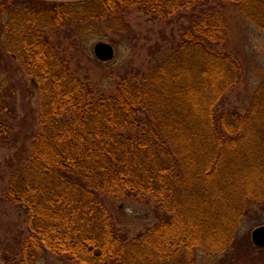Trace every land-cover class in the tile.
<instances>
[{"label":"trees","instance_id":"16d2710c","mask_svg":"<svg viewBox=\"0 0 264 264\" xmlns=\"http://www.w3.org/2000/svg\"><path fill=\"white\" fill-rule=\"evenodd\" d=\"M233 8L264 30V0H0V74L32 79L40 124L2 165L3 197L21 216L0 237L5 264H195L198 251L235 264L237 227L264 205V98L245 113L226 107L244 77L225 37ZM130 9L170 33L140 44ZM99 25L147 63L83 71L87 35L110 39ZM8 98L0 139L16 120ZM128 201L155 218L133 236L116 216Z\"/></svg>","mask_w":264,"mask_h":264},{"label":"rangeland","instance_id":"374dc122","mask_svg":"<svg viewBox=\"0 0 264 264\" xmlns=\"http://www.w3.org/2000/svg\"><path fill=\"white\" fill-rule=\"evenodd\" d=\"M42 1H57V2H78L84 0H42ZM129 15L125 17L132 29L140 35V44L152 45L159 38L160 31L167 34L170 33L171 27H165L164 23H152L148 17L136 9H130ZM228 22L226 31L227 49L234 54L239 62L243 72V81L238 86L228 93L226 107L237 109L241 113L251 109V103L254 95L261 92L264 98V30L259 29L250 23L242 13L237 9H229L225 13ZM96 29L100 34L109 36L108 40L103 42L110 44L115 51V63H120L123 60L130 61L134 66L147 63L149 56L147 51L141 50L137 54L131 56L125 52L130 41L122 36L109 31L106 26L99 25ZM89 36V37H88ZM87 50L81 61L83 71L87 70L96 79L100 78L105 71H108L107 66L101 65L94 55V46L99 42V38L92 34L87 35ZM17 65V64H16ZM109 68L112 65H108ZM0 74V94L8 98L10 105L16 110L15 121L12 122L13 131L8 139H0V237L5 232L15 229L16 221L21 220L19 210L15 206L9 204L3 197L2 188L4 181V160L13 156L18 150L27 136H31L32 132H37L39 124V94L36 87L33 85L32 79L23 74L19 69L15 74L11 72ZM14 90V91H13ZM264 104V99H263ZM3 117L0 115V118ZM264 153V152H263ZM262 164L264 165V154ZM261 187H259L260 189ZM260 193V191H258ZM264 192V188H263ZM120 211H117L116 216L120 218L122 224L118 227L127 231L129 235H135L139 231H143L155 222L152 214V205L140 204L134 201L123 202L116 204ZM250 215L244 218L237 227L236 236L238 239H243L244 249L242 254H236L235 264H264V248H258L251 241V232L259 227L264 226V205L262 207H252ZM233 253L230 254L232 256ZM226 257L213 256L203 251H198L196 254L195 264H224ZM0 264H5L1 260ZM16 264H28L23 259H19ZM36 264H75L65 258L49 257L46 262H38ZM225 264H231L227 261Z\"/></svg>","mask_w":264,"mask_h":264},{"label":"water","instance_id":"95a60500","mask_svg":"<svg viewBox=\"0 0 264 264\" xmlns=\"http://www.w3.org/2000/svg\"><path fill=\"white\" fill-rule=\"evenodd\" d=\"M94 55L99 62L107 63L115 56L114 48L104 42H99L94 46ZM251 241L254 246L264 248V226H259L251 232Z\"/></svg>","mask_w":264,"mask_h":264}]
</instances>
